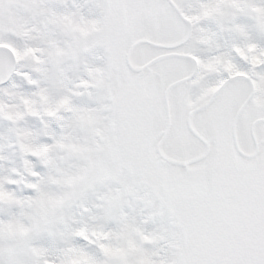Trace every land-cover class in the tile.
Returning a JSON list of instances; mask_svg holds the SVG:
<instances>
[{
	"label": "snow or ice",
	"instance_id": "snow-or-ice-1",
	"mask_svg": "<svg viewBox=\"0 0 264 264\" xmlns=\"http://www.w3.org/2000/svg\"><path fill=\"white\" fill-rule=\"evenodd\" d=\"M0 264H264V0H0Z\"/></svg>",
	"mask_w": 264,
	"mask_h": 264
}]
</instances>
